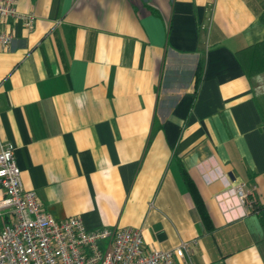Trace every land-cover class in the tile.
<instances>
[{
    "label": "crops",
    "instance_id": "obj_1",
    "mask_svg": "<svg viewBox=\"0 0 264 264\" xmlns=\"http://www.w3.org/2000/svg\"><path fill=\"white\" fill-rule=\"evenodd\" d=\"M0 29V149L57 220L131 226L147 248L197 241L179 264H264V0H18ZM203 72L196 82L200 60ZM244 61V62H243ZM198 84V85H197ZM199 190L206 223L186 184Z\"/></svg>",
    "mask_w": 264,
    "mask_h": 264
},
{
    "label": "built area",
    "instance_id": "obj_2",
    "mask_svg": "<svg viewBox=\"0 0 264 264\" xmlns=\"http://www.w3.org/2000/svg\"><path fill=\"white\" fill-rule=\"evenodd\" d=\"M18 0H0V22L24 18L32 28L33 15L20 13ZM14 35L0 29V49L11 47ZM225 199L235 198L244 214L260 203L256 187L228 185ZM197 241H183L171 249L145 245L140 228L88 229L82 218L55 219L34 189H26L15 157V147L0 149V264H179Z\"/></svg>",
    "mask_w": 264,
    "mask_h": 264
},
{
    "label": "trees",
    "instance_id": "obj_3",
    "mask_svg": "<svg viewBox=\"0 0 264 264\" xmlns=\"http://www.w3.org/2000/svg\"><path fill=\"white\" fill-rule=\"evenodd\" d=\"M262 22L264 23V14L261 17ZM241 55H243V58H245V66L248 68V73L250 76H254L257 74H260L264 72V38L262 41L253 44L247 48H245L242 52ZM203 65L204 61L203 59L200 60L199 65H198V70H197V76H196V82L198 83L201 79V75L203 72ZM198 85V84H197ZM186 184L189 188V191L191 192L194 201L197 205V208L199 209L203 220L208 223L209 221V215L207 213L206 207L204 200L199 192V190L196 188V186L193 184L192 181H190L187 176L185 177ZM259 214L261 222L264 227V203H258L255 206V212Z\"/></svg>",
    "mask_w": 264,
    "mask_h": 264
}]
</instances>
